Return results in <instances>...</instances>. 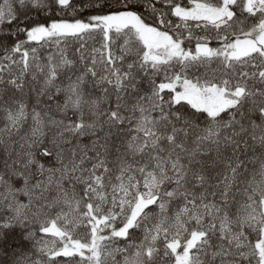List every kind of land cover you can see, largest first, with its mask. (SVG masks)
Listing matches in <instances>:
<instances>
[{"label": "snow or ice", "instance_id": "obj_1", "mask_svg": "<svg viewBox=\"0 0 264 264\" xmlns=\"http://www.w3.org/2000/svg\"><path fill=\"white\" fill-rule=\"evenodd\" d=\"M0 264H264V0H3Z\"/></svg>", "mask_w": 264, "mask_h": 264}, {"label": "trees", "instance_id": "obj_2", "mask_svg": "<svg viewBox=\"0 0 264 264\" xmlns=\"http://www.w3.org/2000/svg\"><path fill=\"white\" fill-rule=\"evenodd\" d=\"M3 2V0H0V3H2Z\"/></svg>", "mask_w": 264, "mask_h": 264}]
</instances>
